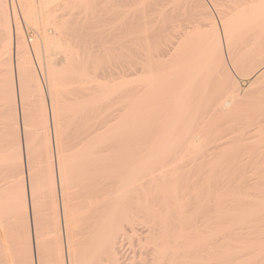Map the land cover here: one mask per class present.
I'll return each instance as SVG.
<instances>
[{"label":"bare ground","instance_id":"6f19581e","mask_svg":"<svg viewBox=\"0 0 264 264\" xmlns=\"http://www.w3.org/2000/svg\"><path fill=\"white\" fill-rule=\"evenodd\" d=\"M211 1L228 3L230 11L221 17L220 28L198 0L200 14L207 18L203 23L201 19H187L191 26L163 27L159 19H143L148 13L145 0H131V10L142 20L133 25L140 31L129 40L128 77L136 78L112 85L109 80L97 82L89 71V50L84 44L80 47L71 26L79 8L92 15L95 0H0V264L14 263L12 234L22 240L27 237V253L21 254L20 249L16 254L18 258L23 255L20 260L25 264H76L72 228L88 241L90 257L83 264H135V257L125 258L118 245V234L125 224L141 227L139 236L146 257L140 264H200L196 262L198 249L216 264L264 261L260 239L262 234L264 237V233L260 235L264 184L256 185V189L262 188V193L256 191L258 196L249 189L257 182L250 185L245 181L250 191L246 197L242 195L244 199L240 193L239 199L234 196H238L240 184L234 180L232 185L237 190L228 188L229 181L223 179L214 185L208 179L211 186L206 180L205 184L187 179L191 174L187 172L196 167V153H203L207 146V136L201 130L215 112L232 108L248 92L264 101V0ZM87 15L86 19L91 17ZM46 26L55 35L48 34ZM24 27L35 33V39L28 40L30 46L24 40ZM222 40L226 51L244 50L246 59L239 62L249 79L244 88L232 80L229 88L219 85L210 90L218 69L228 72ZM42 50L50 51V55L41 56ZM52 53L60 54V58H50ZM251 59L257 66L249 70L246 64ZM127 87H131L129 106L125 104V114L116 116L112 95ZM70 89L76 90L78 97L68 102L61 98V92ZM24 94L31 98L30 111L34 114L30 116L24 115ZM155 133L158 136L152 139ZM62 134H66L64 141ZM230 141L222 132L213 135L204 156H214ZM240 141L264 144V119L248 126ZM52 151L56 162L52 161ZM6 176L11 186L2 181L8 179ZM232 196L250 211L245 212L243 204L242 211L240 201L235 202ZM74 197L79 199L75 211L70 205ZM231 200L234 212L228 207L231 202L226 203ZM209 203L215 211L210 213L211 219ZM200 216L209 220L206 217L202 221ZM225 217L231 220L226 223ZM253 219H258V224L262 219L261 229L255 221L258 229L250 223L251 229L245 231L248 225L245 227L244 221ZM243 226L245 232H237ZM252 229L260 230V238ZM19 247L23 248L21 244Z\"/></svg>","mask_w":264,"mask_h":264},{"label":"rangeland","instance_id":"374dc122","mask_svg":"<svg viewBox=\"0 0 264 264\" xmlns=\"http://www.w3.org/2000/svg\"><path fill=\"white\" fill-rule=\"evenodd\" d=\"M130 1L131 0H95L96 3L93 2L94 6H95V8H94L95 10H93V8H92L93 12L95 13V16H93L94 14H93L92 10L90 11V14H92V15H89L88 14L89 12L86 11L87 14L92 17V18L90 17V18L86 19L87 14L84 11L82 13V9L79 8L77 10V14H76L77 18L71 19V22L75 23L73 25L71 24V26L73 28H75L74 31L76 32V35H78V37H79L78 41L80 42V47H81V44H84V45H86V47L89 50V53L87 54L88 60H89L87 66H88L89 71H91V73H94V75L96 76L97 82L106 83L109 80L108 82L111 83L112 85H117V84H120L122 82H126L127 80H134L136 78V76L128 77V70H127L129 67L128 61L131 59V57L129 56L130 55L129 54V51H130L129 47H131L129 40H130V38L135 36V34H137L138 31H140L137 29V27H134V26H136V24L138 22H141L142 20L137 19L138 18L137 14H135V12L131 10V7L129 6L131 4ZM198 2H200L202 4V6H204V8H206V12H208L210 18L214 19V21L217 23V26L220 28V22L219 21H220L221 17L230 11L228 6H227L228 3L226 2L227 4L225 3V4L220 5V4H216V3L212 2L211 0H198ZM134 3H136V2H134ZM196 4L197 3L195 2V0L194 1L193 0H145L143 5H146L147 10L145 9V11L148 13H146V15L143 19H159L160 27H163L164 25H167V26H178L179 25L180 26V24H182L183 26L184 25L185 26L186 25L191 26L189 24V22L186 21L187 19H189V20L197 19V21L199 19H201L202 21H200V23H203V19H207V18L203 17L200 14L201 13V11L199 10L200 8H199L198 4L197 5ZM92 7H93V5H92ZM90 8H91V6H90ZM101 9H103V10H101ZM83 15H84V17H83ZM194 21H196V20H194ZM204 21H206V20H204ZM76 24H77V26H76ZM46 28H47L48 34H50L51 36L55 35L54 34L55 32L51 29L50 26H46ZM131 28L133 31L131 30ZM24 29H25V27H24ZM24 29L22 28V30L24 32V40L26 39V44L28 46H30L31 42L28 41V35H30L31 39H33V38L35 39V37H34L35 33L30 28H28V29L26 28L25 30ZM135 31H136V33H135ZM73 35H74V33H73ZM221 38L223 39L222 35H221ZM224 46L225 45H224V42L222 40V56H224L223 60H224V64H226V68H228L227 69L228 72H227V74H225V72L222 69H220V70L218 69V74H217L218 76H217L216 81L211 80V82H210V85H209L210 90H212L216 86L218 87L219 85L224 87V88H229V86L232 85V84H230L233 82L232 80L237 81L236 83H238V85L241 88L246 87L248 82H249V79L247 78L248 74H245V76H244L243 69L241 70V66L239 64V62L246 59L245 56L243 55L244 50L239 49L240 51L236 50V52H235L233 50V48H231L228 51H226V48ZM230 50H231V53H230ZM226 53H227V55H226ZM236 54H237V57H236ZM45 55H47V56L50 55V51L49 52L47 51L45 53L42 50L41 56L44 57ZM128 57H129V59H128ZM232 57H234V59ZM50 58H52L54 60H58L60 58V54L52 53ZM254 61H255L254 59H251L247 62L246 67H248L249 70L253 69L257 66L256 62H254ZM232 62H235V66L233 65ZM239 67H240V69H239ZM232 69H234V70H232ZM235 69H237V70H235ZM40 72H41V70H40ZM229 72H231V73H229ZM245 73H247V72H245ZM229 75H230V77H229ZM231 78H234V79H231ZM42 81L44 82V85H45L46 81L44 80L43 76H42ZM63 83H67V81H63ZM135 84H136V85H134L135 87L139 86V83H135ZM215 84H217V85H215ZM128 88L129 87L120 88L112 95V100L114 101L113 102L114 115H116V116H121V115L125 114V111L127 109L126 106L127 105L129 106V104H127L128 103L127 100L129 99L128 95L131 94V92H130L131 87H130V89H128ZM257 90H258V88L256 87V91ZM250 95H252V92H251V94H249V92H248L245 97H242L241 100H239L240 102L238 101V103H236L232 108H230L228 110H224V112L216 111L215 115H213V118L208 122L207 126L203 130H201V134L207 136V141H206L207 146L204 148L205 151L210 146V143H209L210 137H212L213 135H215L217 133L222 132V133L228 135L231 138V141H230V144L225 149L217 152L214 156H204V153L206 155V152L204 150H203L204 151L203 153L197 152L195 157H194V162L196 163V167L194 168V166H192L193 170L191 168H189L191 170H189L187 172V174H189V172H191V174L189 176H187V179L189 177V180H191V179L193 180V178L195 180L198 179L197 181L202 180L201 182H203L205 184H206V182L204 180H206L207 185L210 184L209 186H211V183H213V185H214V183H217L219 180L223 179V182L229 181V182H227V185L230 184V186H228V188L231 187L232 190L234 188H237L236 186L235 187L233 186L234 185L233 180H234L235 184H237V183L240 184L239 187L242 191V192H240V191L238 192L239 187H238V190L234 189V190H237V194L236 193L235 194L238 195V196H234V197H239V199H241L240 197L242 195L243 196L247 195V193H248L247 190H249L251 188H252L251 193L253 192V190H255L254 192H256L259 189V188L256 189L257 184H258L257 186H259V185L261 186L262 183L264 184V144L262 143V144H255V145L254 144L245 145L240 141L242 133L247 129L248 126H250L251 124H253L257 120L264 119V110H263L264 109V103H263L264 101L262 100V98L260 100V99L254 98L255 95L254 96H250ZM75 97H78V94L76 93V90H74V89L73 90L70 89L68 92H65V91L61 92V98L66 99L67 101L68 100L71 101ZM21 100H22V103L25 107L24 115L30 116V115L34 114L30 111V109L32 108V106L30 104L31 98L27 94H24V96H22ZM125 104H127V105H125ZM63 105H64L63 108H66L67 105L66 104H63ZM68 106H70V105H68ZM124 106L126 109H123ZM17 107H18V105H17ZM58 115H60V114H58ZM49 125H51V123H49ZM50 129H51V127H50ZM50 134H51L50 135V140H51L52 139V133L50 132ZM65 135L66 134L61 135L62 141H64ZM157 136H158V134L155 133L153 135L152 139L153 138L155 139V137H157ZM116 145L121 146V144H119L117 142H116ZM73 151H75V150H73ZM53 154H54V151H52V155ZM53 156H52V161L55 160V162H56V155L54 157ZM32 158L33 157L31 156V159ZM55 162H53V163L55 164ZM216 165H218V166H216ZM186 169H188V167ZM224 172H225V174H224ZM208 173H211V174L209 175ZM222 174H224V175H222ZM190 176H192V178ZM6 177L8 179L3 178V179H6V181L3 179H2V181H4V183H7V185H8V183H10V181L7 182L9 180V177L8 176H6ZM208 179L211 181L213 180L214 182L209 183L210 181ZM10 180H11V178H10ZM235 181H237V182H235ZM245 181H246V183H250V185H252L255 182H257V183L255 184V187H253V185L250 187V185L248 184L250 187L249 188L247 185V187L249 188L248 189L245 186L246 185ZM243 182H244V184H243ZM258 182L259 183L261 182V183L259 184ZM238 184H237V186H238ZM5 186L6 185L4 184V187ZM8 186H11V184H9ZM8 186H7V189L10 190V187L8 188ZM226 186H224L225 189H227ZM262 187H264V186L262 185ZM253 188H255V189H253ZM7 189H6V191H8ZM231 189H229V190H231ZM261 189L262 188H260V190H258V191L261 192ZM73 190L74 189H71L70 192H73ZM8 193L9 192H7V194ZM263 194L264 193H262V195ZM256 195H258V193ZM243 196H242V198H243ZM248 196H247V198H248ZM234 197L232 196L231 199L233 198V200H235V202L237 200H238L237 202L240 201L239 199L234 198ZM252 197H253V195H252ZM252 197H251V199H249L250 198V196H249L248 199L253 201L254 197L253 198ZM257 198H259V197H257ZM257 198H255V200L258 201ZM260 198L262 199V197H260ZM208 199H209V197H208ZM208 199H207V201H210ZM229 200H230V198H229ZM233 200L226 202L227 204H228V202H231V203H229V206H228L229 208L231 206L230 204L233 205V202H234ZM204 201H206V199ZM206 202H204V203H206ZM258 202L260 203L261 200H259ZM70 203H71L70 205L73 207L72 208L73 211L78 210L79 199L77 197L72 198ZM204 203H202V204H204ZM210 203H209V209L212 208L211 211L209 212L207 210L208 208L205 209L204 211L209 212V218L211 219L210 213L213 212V214H214L215 211L213 210L214 209L213 203L212 204H210ZM252 203H254L255 206L258 205V203L256 205L255 201ZM235 204L238 205L239 203H234V205ZM242 204L244 205V209L247 208L246 209L247 211L245 210V212H249L250 210L248 211V208H249L248 204H246L248 206L246 208H245V204L244 203H242ZM242 204L240 201L239 206H241V208L243 207ZM254 204H252V205H254ZM211 205H212V207L210 208ZM202 206L205 207L204 205H202ZM207 206H208V204H207ZM255 206H253V207H255ZM236 207H238V206H236ZM236 207L234 206V208H236ZM251 207H250V209H251ZM197 209L200 210L199 207ZM201 209H202V207H201ZM232 209H233V206H231L230 210L234 212V210H232ZM239 209L240 208H238V211L241 210V209L240 210ZM195 210H196V208H195ZM226 211L229 212V209H227ZM231 211L229 213L231 215H235V214H232ZM242 211H244L243 208H242ZM235 212L237 214V210ZM204 213L205 212H203L202 214L204 215ZM227 216L229 217L230 215H227ZM206 217H205V219H206ZM228 217H225V218H227V220H228ZM201 218H202V221L203 220L205 221L203 216ZM207 219H208V217H207ZM29 220H30V217H29ZM208 220H206V221H208ZM230 220L231 219L226 221V223H228ZM257 220H254V219L252 221L249 220L247 223H246V221H244L245 222V223H243L244 226L246 227L248 225L247 229L244 228V226H243L242 229L240 227V229H238L237 232L239 230H240V232H243L244 229H245V231H248V229H251V226L249 227V224L250 223L254 224L255 221L258 224ZM261 220H259L260 221L259 224H261V222L263 223V221H261ZM257 224H254L253 227L257 228V226H259V224L258 225ZM224 225H226V224H224ZM240 225H238V227L237 226L236 227L239 228ZM129 226H131V225H129V224L123 225V228H122L123 231L121 230L118 234V238H117L118 245H121V251L123 252V256L125 258L134 259V257H135V260H134L135 264L136 263L140 264L141 262H143V259L146 257V255L143 254V253H145V252H143L144 247H143V243L141 241V237L139 236V232H140L139 229L141 227L137 226L138 228L137 227H135V228L131 227L130 228ZM197 226H198V222H197ZM260 226H259V228H260ZM136 228H137V232H135ZM262 228L264 229V226H262ZM60 229H62V227H60ZM134 229H135V231H134ZM263 229H261V231L260 230H254V229H252V230H253V232H255L254 234L255 235L257 234L260 238L261 233H264V232H262ZM14 230L16 231V233L18 232V230H16L15 228H14ZM14 230L11 233L15 234ZM73 230L74 231H76V230L74 228L71 229V231H72V237L71 238L73 239L72 241H73V245H74V247H73L74 248V262H76V264H83L84 261L86 259H88V257H90L89 256L90 254L87 250V242L88 241L86 239L80 237V236H77V234H75V232H73ZM259 231H260V235L258 233ZM18 234H20V233H18ZM61 235L62 234H60V236ZM257 235H256V238H257ZM12 238L14 239V242H12L13 241ZM17 238H18V240L20 238V242H18ZM254 238H255V236L253 237L252 241H254ZM260 239H262L261 241H262V245H263L264 244L263 243V239H264L263 234H262V237ZM10 240H11L10 241V249H11L10 253L13 254V255L10 254V263L14 262L13 264H25L23 262L24 259L22 261V260H20V257L23 256L21 254L27 253V250H26L27 249V237L22 240V237H20V235L18 237L17 234L16 235L12 234L10 236ZM21 240H22V242H21ZM56 240H55V242H53V244L57 243ZM85 240H86V242H85ZM16 241H17V243H16ZM246 241H248V239ZM61 242H63L62 236H61ZM12 243H13L14 247H17V249H14ZM58 243H59V240H58ZM17 244H18V246H20V244H21V247H23L24 250H23V248H20V247L18 248ZM22 244H24L25 246H23ZM58 245L54 244V246H56L55 247V249H56L55 253H57V250H59ZM62 247H63V244H62ZM137 248H138V250H137ZM20 249H22V253H21ZM25 250H26V252H24ZM200 250L201 249H198V252L196 251V254H198V256L202 255L204 259L201 256V258L203 260L202 261L200 257L196 256V262H198L200 264H202V263L210 264V262L212 264H216V262H214V260L211 259L210 255L208 253H206V254H208L207 258H205L206 254L205 253L203 254L202 250H201L202 253H200L201 255H199V252H201ZM15 251H16V253H15ZM17 252L21 253L19 258L17 257L19 255V254H17ZM14 253H15V255H14ZM16 254H17V256H16ZM132 254H133V256H132ZM11 255L13 256L14 260L12 259ZM25 255H27V254H25ZM130 256H131V258H130ZM253 256H254V254H253ZM26 257L27 256H24V258H26ZM141 257H142V259H141ZM56 258H57V256L55 257V259ZM208 258H210V259H208ZM245 258H243L242 260H244ZM257 258H259V257H257ZM207 259H208V261H207ZM12 260H13V262H12ZM16 260H17V262H16ZM21 261H22V263H21ZM200 261H202V262H200ZM237 261H239V260H237ZM259 261L261 264H262V262L264 264L263 258H262V261H261V259H259ZM28 263H29V261H28ZM28 263L26 262V264H28ZM145 264H148V263H145Z\"/></svg>","mask_w":264,"mask_h":264},{"label":"built area","instance_id":"2783aa9c","mask_svg":"<svg viewBox=\"0 0 264 264\" xmlns=\"http://www.w3.org/2000/svg\"><path fill=\"white\" fill-rule=\"evenodd\" d=\"M30 39H31V38H30V35H28V40L30 41Z\"/></svg>","mask_w":264,"mask_h":264}]
</instances>
